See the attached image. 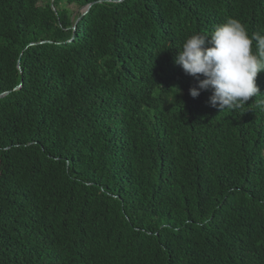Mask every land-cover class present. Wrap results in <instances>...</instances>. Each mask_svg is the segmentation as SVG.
I'll return each instance as SVG.
<instances>
[{
    "label": "trees",
    "instance_id": "trees-1",
    "mask_svg": "<svg viewBox=\"0 0 264 264\" xmlns=\"http://www.w3.org/2000/svg\"><path fill=\"white\" fill-rule=\"evenodd\" d=\"M228 18L264 0H0V264H264V95L174 63Z\"/></svg>",
    "mask_w": 264,
    "mask_h": 264
},
{
    "label": "clouds",
    "instance_id": "clouds-1",
    "mask_svg": "<svg viewBox=\"0 0 264 264\" xmlns=\"http://www.w3.org/2000/svg\"><path fill=\"white\" fill-rule=\"evenodd\" d=\"M174 63L197 81L189 94L197 98L201 91H210L207 102L220 111L240 109L250 98L264 95L256 82L264 71V35L250 36L238 19H226L210 36H188ZM256 107L264 111V100H257Z\"/></svg>",
    "mask_w": 264,
    "mask_h": 264
},
{
    "label": "water",
    "instance_id": "water-1",
    "mask_svg": "<svg viewBox=\"0 0 264 264\" xmlns=\"http://www.w3.org/2000/svg\"><path fill=\"white\" fill-rule=\"evenodd\" d=\"M91 3H88L86 6L83 7V12H86L88 10V8L90 7ZM78 20V19H77ZM76 20V21H77ZM20 86V85H19Z\"/></svg>",
    "mask_w": 264,
    "mask_h": 264
}]
</instances>
